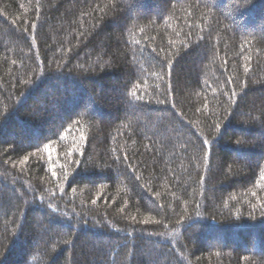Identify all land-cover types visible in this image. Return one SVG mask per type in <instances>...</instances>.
<instances>
[{
    "label": "trees",
    "instance_id": "1",
    "mask_svg": "<svg viewBox=\"0 0 264 264\" xmlns=\"http://www.w3.org/2000/svg\"><path fill=\"white\" fill-rule=\"evenodd\" d=\"M0 264H264V0H0Z\"/></svg>",
    "mask_w": 264,
    "mask_h": 264
},
{
    "label": "snow or ice",
    "instance_id": "2",
    "mask_svg": "<svg viewBox=\"0 0 264 264\" xmlns=\"http://www.w3.org/2000/svg\"><path fill=\"white\" fill-rule=\"evenodd\" d=\"M25 159H27V158H25ZM53 175H55V173H53Z\"/></svg>",
    "mask_w": 264,
    "mask_h": 264
}]
</instances>
